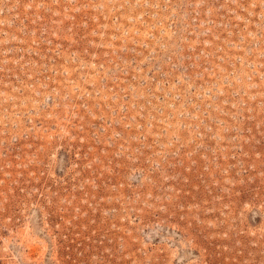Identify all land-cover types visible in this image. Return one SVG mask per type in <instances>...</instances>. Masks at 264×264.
I'll return each instance as SVG.
<instances>
[{
	"label": "rangeland",
	"instance_id": "374dc122",
	"mask_svg": "<svg viewBox=\"0 0 264 264\" xmlns=\"http://www.w3.org/2000/svg\"><path fill=\"white\" fill-rule=\"evenodd\" d=\"M0 264H264V0H0Z\"/></svg>",
	"mask_w": 264,
	"mask_h": 264
}]
</instances>
